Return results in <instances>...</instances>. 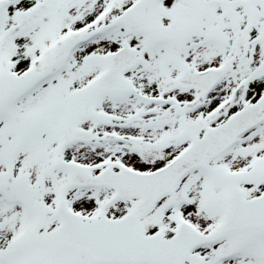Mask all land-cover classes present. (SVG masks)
Masks as SVG:
<instances>
[{
    "label": "snow or ice",
    "instance_id": "snow-or-ice-1",
    "mask_svg": "<svg viewBox=\"0 0 264 264\" xmlns=\"http://www.w3.org/2000/svg\"><path fill=\"white\" fill-rule=\"evenodd\" d=\"M0 264H264V0H0Z\"/></svg>",
    "mask_w": 264,
    "mask_h": 264
}]
</instances>
